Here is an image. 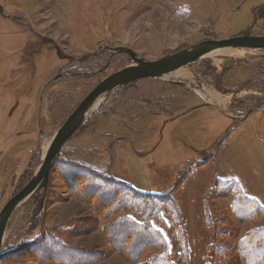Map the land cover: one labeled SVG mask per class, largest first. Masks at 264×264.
<instances>
[{"label": "rangeland", "instance_id": "obj_1", "mask_svg": "<svg viewBox=\"0 0 264 264\" xmlns=\"http://www.w3.org/2000/svg\"><path fill=\"white\" fill-rule=\"evenodd\" d=\"M237 36L264 37V0H0V211L33 178L79 104L134 64L117 48L157 61L204 40ZM34 43L41 52L28 57ZM233 51L242 56L222 51L117 89L58 155L140 192L172 195L183 226L166 209L165 224L154 226L174 264H243L240 241L264 228V215L240 222L234 197L214 191L219 181L234 180L264 207V50ZM117 217L100 218L72 197L54 162L47 190L12 215L2 253L49 232L99 252L94 264H132L107 241L106 226Z\"/></svg>", "mask_w": 264, "mask_h": 264}, {"label": "trees", "instance_id": "obj_2", "mask_svg": "<svg viewBox=\"0 0 264 264\" xmlns=\"http://www.w3.org/2000/svg\"><path fill=\"white\" fill-rule=\"evenodd\" d=\"M259 11L261 9L257 8L256 14ZM55 166L72 197L91 207L100 218L118 216L105 229L107 241L115 253L132 264H174L169 256V242L154 226L156 222L165 224V209L170 212L175 226H183L181 211L172 195L140 192L111 178L105 171L60 161L59 156ZM214 191L234 197L232 210L240 222L264 215L262 204L246 196L234 180L219 181ZM178 236L182 241L186 239L183 234L178 233ZM182 245L184 253L187 252L186 245ZM236 252L243 264H264V228L251 231L240 241ZM100 257L99 252L69 246L46 232L0 254V263L33 259L45 264H94Z\"/></svg>", "mask_w": 264, "mask_h": 264}, {"label": "water", "instance_id": "obj_3", "mask_svg": "<svg viewBox=\"0 0 264 264\" xmlns=\"http://www.w3.org/2000/svg\"><path fill=\"white\" fill-rule=\"evenodd\" d=\"M264 50V37L237 36L224 40H204L191 47L182 49L157 61H145L141 56L129 48H117L116 52L129 55L132 64L102 81L79 104L63 126L53 137L50 146L43 154L40 165L29 183L15 194L0 211V254L3 250L4 239L12 215L22 205L31 201L40 192L47 190L54 162L68 141L86 123L88 118L97 110L100 104L117 89L128 86L134 82L145 79H162L180 69L203 60L209 52L225 50ZM59 77L51 80L43 89L57 81ZM177 84L185 86L183 83ZM97 106L96 109L94 107Z\"/></svg>", "mask_w": 264, "mask_h": 264}, {"label": "flooded vegetation", "instance_id": "obj_4", "mask_svg": "<svg viewBox=\"0 0 264 264\" xmlns=\"http://www.w3.org/2000/svg\"><path fill=\"white\" fill-rule=\"evenodd\" d=\"M35 48H37V43H34V44L31 45V49L33 50V52L30 53V54L28 55V57L33 56L34 54H38V53L41 52L40 49H39V50H34ZM37 52H38V53H37ZM63 75H64V73H59L58 75H55V76L49 78V79L45 82V84H44L43 86L45 87L46 84H48L51 80H53V79L56 78V77H59V79H61V78L63 77ZM59 79H58V80H59ZM58 80H57V81H58ZM55 82H56V81H55ZM55 82H54V83H55ZM54 83H53V84H54ZM53 84H51L46 90L50 89V87H51ZM44 87H43V89H44ZM43 89H42L41 96L39 95L40 99L43 98L42 95H44V93L46 92V91H45V92L43 93ZM55 99H56V98H55ZM34 100H35V98H34ZM16 104H17V105H16ZM16 104H15L16 106L14 107L13 110H16V109L18 108V105H20V102H16ZM35 104H36V102H35Z\"/></svg>", "mask_w": 264, "mask_h": 264}, {"label": "bare ground", "instance_id": "obj_5", "mask_svg": "<svg viewBox=\"0 0 264 264\" xmlns=\"http://www.w3.org/2000/svg\"><path fill=\"white\" fill-rule=\"evenodd\" d=\"M226 51H230V52H227V54H229V55H231V56H242V52H241V51L225 50V52H226ZM221 52H222V51L209 52V53L205 54L203 58H206V57H208V56H213V55H215V54H219V53H221ZM225 52H223V54H225ZM181 74H182V73H181ZM97 106H98V105H96V106L94 107V109H96ZM49 146H50V145H49ZM49 146H48V147H49ZM48 147L45 149L44 153L47 151Z\"/></svg>", "mask_w": 264, "mask_h": 264}]
</instances>
